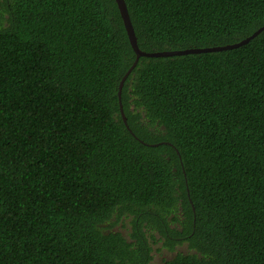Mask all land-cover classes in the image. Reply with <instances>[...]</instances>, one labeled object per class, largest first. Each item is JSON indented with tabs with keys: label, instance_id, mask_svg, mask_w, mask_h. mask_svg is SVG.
I'll list each match as a JSON object with an SVG mask.
<instances>
[{
	"label": "trees",
	"instance_id": "16d2710c",
	"mask_svg": "<svg viewBox=\"0 0 264 264\" xmlns=\"http://www.w3.org/2000/svg\"><path fill=\"white\" fill-rule=\"evenodd\" d=\"M124 2L146 52L264 26V0ZM134 60L115 0H0V264H150L155 231L187 243L160 264H264V30L140 57L118 96Z\"/></svg>",
	"mask_w": 264,
	"mask_h": 264
},
{
	"label": "water",
	"instance_id": "95a60500",
	"mask_svg": "<svg viewBox=\"0 0 264 264\" xmlns=\"http://www.w3.org/2000/svg\"><path fill=\"white\" fill-rule=\"evenodd\" d=\"M115 2L117 5L119 14L121 16V19H122V23H123V26L125 28L129 44H130V46H131V48L135 54V60H134L133 64L131 65V67L129 68L127 73L124 75V77L120 83L119 90H118V96H120L121 84L123 83L125 77L131 72L132 68L136 65V63L140 57H152V58H154V57H168V56H181V55L192 54V53L198 54V53H203V52H216V51H223V50H231V49H235V48H238V47L246 44L249 40L254 38L260 31L264 30V26H263L260 29H258L257 32L253 33L250 37L243 39L241 42L231 44V45H226V46L207 47V48H202V49L192 48V49H186V50H182V51L146 52V51H142L138 47L137 38L135 36L133 26L131 24V21H130L129 15H128V11H127V7H126L124 0H115ZM119 103H120V101H119ZM120 112H121V118H122L125 126L128 128V126L126 124V117L122 113L121 104H120Z\"/></svg>",
	"mask_w": 264,
	"mask_h": 264
},
{
	"label": "flooded vegetation",
	"instance_id": "af4514ba",
	"mask_svg": "<svg viewBox=\"0 0 264 264\" xmlns=\"http://www.w3.org/2000/svg\"><path fill=\"white\" fill-rule=\"evenodd\" d=\"M123 220V219H122ZM124 222V221H123ZM123 222L122 221H120L115 227H114V230H116V231H119L120 233H122V236H124L126 239H127V241H129V239H128V237H127V235H128V231L126 230V231H123L122 229H121V227H122V224H123ZM155 229V228H154ZM152 234H154L155 235V239H152V238H150V237H148V241H149V244H150V246H151V248L153 249V252H151L150 254H151V256H152V261L150 262V264H160V262L162 261V260H168V259H170L172 256H175L176 255V253L178 252V251H185V249H186V246H185V244H187L185 241L183 242V243H181V244H176L175 246H174V250L173 251H170V250H166V249H161L162 251H159V249L161 248V246L163 245V242H164V240L162 241V242H159V233L158 232H153ZM184 237L185 236H182V237H180V238H173L175 241H182V240H184ZM168 238L169 239H172L170 236H168ZM155 242V243H154ZM159 254H160V256H159Z\"/></svg>",
	"mask_w": 264,
	"mask_h": 264
},
{
	"label": "rangeland",
	"instance_id": "374dc122",
	"mask_svg": "<svg viewBox=\"0 0 264 264\" xmlns=\"http://www.w3.org/2000/svg\"><path fill=\"white\" fill-rule=\"evenodd\" d=\"M159 256H160V254H159Z\"/></svg>",
	"mask_w": 264,
	"mask_h": 264
}]
</instances>
